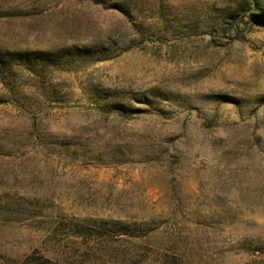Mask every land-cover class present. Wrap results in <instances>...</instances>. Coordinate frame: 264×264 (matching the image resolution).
Returning a JSON list of instances; mask_svg holds the SVG:
<instances>
[{
    "label": "rangeland",
    "instance_id": "rangeland-1",
    "mask_svg": "<svg viewBox=\"0 0 264 264\" xmlns=\"http://www.w3.org/2000/svg\"><path fill=\"white\" fill-rule=\"evenodd\" d=\"M248 1L0 0V264H264Z\"/></svg>",
    "mask_w": 264,
    "mask_h": 264
},
{
    "label": "trees",
    "instance_id": "trees-1",
    "mask_svg": "<svg viewBox=\"0 0 264 264\" xmlns=\"http://www.w3.org/2000/svg\"><path fill=\"white\" fill-rule=\"evenodd\" d=\"M250 18L253 22L264 24V0H249ZM95 51L91 47L66 48L63 52L42 50L2 51L0 50V76L8 75L15 69L34 72L46 66H59L64 57L93 58ZM104 59V58H101ZM29 258V257H28ZM50 262L49 259L46 260ZM33 264V263H31Z\"/></svg>",
    "mask_w": 264,
    "mask_h": 264
}]
</instances>
